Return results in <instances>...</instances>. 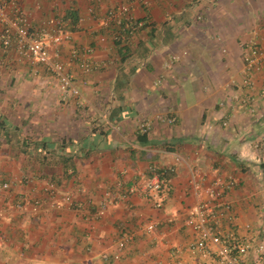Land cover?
I'll return each mask as SVG.
<instances>
[{"label": "crops", "instance_id": "1", "mask_svg": "<svg viewBox=\"0 0 264 264\" xmlns=\"http://www.w3.org/2000/svg\"><path fill=\"white\" fill-rule=\"evenodd\" d=\"M125 1L17 0L34 26L61 16L72 31L50 54L84 101L61 99L41 66L0 46V179L10 184L0 191V264H177L175 249L181 264H216L189 249L192 168L205 183L235 179L224 195L232 210L223 227L252 241L240 264H264L256 253L264 244V97L253 112L231 98L244 45L264 26V0L136 3L133 14L146 24L115 40L117 26H102L98 16ZM263 36L260 29L257 40ZM88 48L91 71L79 59ZM171 56L178 60L166 66ZM263 80L264 66L257 86ZM146 119L152 128L141 134ZM152 168L168 170L159 199L142 190ZM48 181L77 205L53 207ZM27 200L38 203L35 212L20 207ZM104 200L112 203L96 218ZM148 223L151 232L143 230ZM122 232L133 240L113 260Z\"/></svg>", "mask_w": 264, "mask_h": 264}, {"label": "built area", "instance_id": "2", "mask_svg": "<svg viewBox=\"0 0 264 264\" xmlns=\"http://www.w3.org/2000/svg\"><path fill=\"white\" fill-rule=\"evenodd\" d=\"M136 3L148 6L150 1L126 0L108 10L105 15L98 16L102 26H117L120 32L114 36L115 40L118 38L126 40L134 27H141L146 24V19H137L133 14V7ZM200 17L198 16V18ZM0 24V46L2 48L11 49L19 58L41 66L57 81L61 99L75 98L76 103L83 104L82 92L75 84L72 74L66 70L61 61L50 54L51 46L61 45L72 38V31L67 28L61 16L46 17L34 26L29 15L17 0H0ZM260 29L264 30V26L257 28L253 32L255 38L244 45L241 80L231 95L236 104L251 112L254 111L257 98L264 97V80L260 86L256 84V76L262 72L264 66V36L260 38L261 41L263 40L262 42L257 40ZM100 40L104 41L103 35ZM91 51L92 49L88 48L79 56L80 66L85 71L97 68V65L85 56ZM74 55H77L75 51ZM176 60H178V56H171L166 66ZM158 119L168 124L174 120L173 117L165 116H158ZM151 128V119L144 120L138 126L141 134H147ZM176 159L179 160L180 157L176 155ZM167 171V169L152 168L150 179L143 185L142 190L159 199L160 192L165 185ZM169 171H174V169L170 168ZM205 179L194 168L190 170V184L195 201L187 208L184 220L186 226L194 233V238L189 243V249L202 260L212 259L215 260L216 264H240L241 259L250 250L252 241L234 229H224L223 227V220L225 218L230 219L232 210V205L224 199V195L234 186L235 179L232 176H217L209 183H205ZM9 187L8 181L0 179V191L7 190ZM45 190L52 197L51 204L55 208L77 205L71 195L58 198L53 182L48 181ZM105 195H108V192ZM111 203V200L100 202L96 210V218H101ZM28 204L32 206L34 212L37 210L38 203H31L29 200L21 204L20 207ZM156 206L160 207L161 202H156ZM154 228L153 223H148L143 230L151 232ZM245 228L248 229L249 225H246ZM132 240V233L122 232L116 240L117 251L110 258L119 259L121 251ZM179 253V249L172 251V256L177 264L182 263ZM256 253H258L260 260H264V244L258 246ZM108 257L107 254L103 255L106 260Z\"/></svg>", "mask_w": 264, "mask_h": 264}, {"label": "trees", "instance_id": "3", "mask_svg": "<svg viewBox=\"0 0 264 264\" xmlns=\"http://www.w3.org/2000/svg\"><path fill=\"white\" fill-rule=\"evenodd\" d=\"M261 165V167H263L264 168V164H260Z\"/></svg>", "mask_w": 264, "mask_h": 264}]
</instances>
